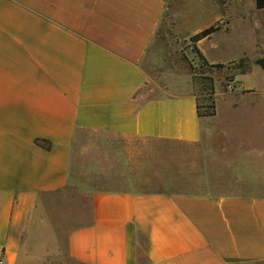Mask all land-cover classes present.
I'll use <instances>...</instances> for the list:
<instances>
[{"label": "crops", "instance_id": "0c3cea01", "mask_svg": "<svg viewBox=\"0 0 264 264\" xmlns=\"http://www.w3.org/2000/svg\"><path fill=\"white\" fill-rule=\"evenodd\" d=\"M234 8L231 0H0V264H264V88L247 78L264 34L248 23L243 54L216 57ZM168 19L184 38L220 25L197 47L225 67L188 55L215 78L213 116L198 114L186 56L159 40ZM246 56L249 72L228 67ZM134 138L195 148L185 171L204 180L202 190L78 177L80 148L88 179L119 178L110 154L131 159L111 141Z\"/></svg>", "mask_w": 264, "mask_h": 264}, {"label": "rangeland", "instance_id": "374dc122", "mask_svg": "<svg viewBox=\"0 0 264 264\" xmlns=\"http://www.w3.org/2000/svg\"><path fill=\"white\" fill-rule=\"evenodd\" d=\"M231 4L235 7L234 9H232L234 14L232 20V30L227 34H224L223 49L213 52L216 57H220L225 61L232 60L233 58H237L243 54L244 50L242 44L247 39H250L248 30L251 29V27L248 23H251V25L253 26L260 27L261 35L262 33L264 34V9H257L254 0H231ZM239 11L245 13V15L247 16V21L242 19V16H240V13H238ZM171 21L169 19L166 21L159 37V40L161 42L165 40V44H171L175 47L172 49V46H170V48L169 46H166V52H182L183 57L186 56L193 72L203 73L194 66V63H192L193 58L190 59V57L188 56H198L197 53L193 51L190 38H184L183 35L179 32L178 28L173 26V23ZM190 47L192 48V52H190ZM261 57L262 59H264V47ZM247 59L248 66L251 70L254 62L249 59V57H247ZM260 60L256 62L257 68L255 69V71L247 76V78L251 80L255 84V86L257 85L259 86V88H264V67L260 65ZM237 65V63L232 65L228 64V67L232 70H235L236 72H239V70L236 69ZM231 78L232 74L226 76L227 87L229 84L233 83ZM234 88L235 87L233 86L232 89ZM261 119L262 127H264V100L261 103ZM111 142L114 145L116 144L117 147H120L122 152L124 151L123 147H127L126 151L129 158L131 159L128 164H125L122 162L118 152L117 154L114 153V156L110 154L109 162L106 163V165L111 166L110 161L113 159L112 162L114 167L118 169L117 175L119 178L110 180H103L98 178L93 180L88 179L87 174H83V169L81 168L79 163L81 157H83L80 154V148L77 149V154L75 156V161H77L76 171L79 178H82V180L86 182L92 183L94 186L98 185L101 187L104 186L118 188L126 184L129 186L130 183V188L132 187V189L139 191L171 192L202 190L204 180L200 179L197 175L189 174L187 171H185V169L189 168L187 158L189 153H191V151L195 152V148H192V146L188 143L176 141L144 140L140 138H134L130 141L116 139ZM114 148L116 149V147ZM115 156H117L116 160ZM142 158L144 160L149 159L150 164L147 166L140 163ZM87 166H89L90 169L92 168V164H88ZM125 176H127V178H125ZM120 178L122 180H120ZM128 179H130V181ZM67 264L78 263L70 260L67 261Z\"/></svg>", "mask_w": 264, "mask_h": 264}, {"label": "trees", "instance_id": "16d2710c", "mask_svg": "<svg viewBox=\"0 0 264 264\" xmlns=\"http://www.w3.org/2000/svg\"><path fill=\"white\" fill-rule=\"evenodd\" d=\"M256 5L259 9H264V0H256ZM220 28L219 24L211 25L210 27L192 35L190 41L193 51L197 53L200 60L211 67L222 68L226 64L217 63L209 64L203 54L197 47V42L207 36H210L213 32ZM247 57H242L238 61H231L229 64H238L236 69L239 73H247L250 71V67L247 63ZM231 67V66H230ZM193 83L195 86V93L197 96V107L199 116H213L216 114V97H215V79L214 77L204 73H194Z\"/></svg>", "mask_w": 264, "mask_h": 264}, {"label": "built area", "instance_id": "2783aa9c", "mask_svg": "<svg viewBox=\"0 0 264 264\" xmlns=\"http://www.w3.org/2000/svg\"><path fill=\"white\" fill-rule=\"evenodd\" d=\"M233 86H235V84H234V83H231V84H229V85H228V87H229L230 89H232V88H233ZM0 263H3V261H2V260H0Z\"/></svg>", "mask_w": 264, "mask_h": 264}, {"label": "water", "instance_id": "95a60500", "mask_svg": "<svg viewBox=\"0 0 264 264\" xmlns=\"http://www.w3.org/2000/svg\"><path fill=\"white\" fill-rule=\"evenodd\" d=\"M259 63H260V65H262V66L264 67V59H261V60L259 61Z\"/></svg>", "mask_w": 264, "mask_h": 264}]
</instances>
